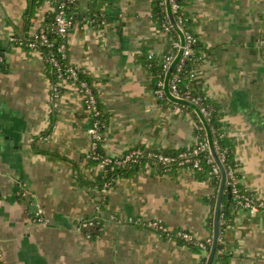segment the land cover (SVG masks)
Here are the masks:
<instances>
[{
    "label": "crops",
    "instance_id": "0c3cea01",
    "mask_svg": "<svg viewBox=\"0 0 264 264\" xmlns=\"http://www.w3.org/2000/svg\"><path fill=\"white\" fill-rule=\"evenodd\" d=\"M54 1L40 0L26 21L28 0H0L2 264H200L208 253L144 222L161 219L198 239L212 237L216 177L146 165L110 187L95 184L103 171L87 157L92 117L79 87L62 81L55 97L41 51L11 42L15 33L30 37L48 25ZM78 1L86 11L89 0ZM101 1L105 25L75 22L67 44L68 62L90 78L107 116L104 153L192 146L200 116L193 107L161 101L143 63L145 56L166 55L173 42L155 18V0ZM186 10L204 48L191 86L212 101L233 139L243 190L264 200V0H187ZM91 217L102 223L92 238L79 229ZM221 241L214 264H264V214L238 207Z\"/></svg>",
    "mask_w": 264,
    "mask_h": 264
},
{
    "label": "trees",
    "instance_id": "16d2710c",
    "mask_svg": "<svg viewBox=\"0 0 264 264\" xmlns=\"http://www.w3.org/2000/svg\"><path fill=\"white\" fill-rule=\"evenodd\" d=\"M56 6H58L60 3H65L66 4V10L73 20V23L75 22H82V23H89L94 26H103L105 25L108 15L107 11L103 8L104 4L101 0H89L87 4V10L83 11L81 8V5L78 0H76L74 3L71 2L70 0H55L54 1ZM174 3H177L179 5V8L177 11L173 12L176 21L179 23L180 27L184 31V33H188V31L193 32L191 29V18L186 10L187 7V0H173ZM40 4V0H28V7L27 11L25 13L26 21L31 19L37 10V7ZM154 12H155V18L157 22L161 25L163 29H166L168 26V34L172 36L173 40L175 41H180V37L178 33L172 28V26L169 24L168 20V15L166 11V5L165 1L162 0H155L154 3ZM183 17V21L180 22V18ZM54 18H55V13H54ZM51 19L50 23L46 25L45 28L48 31V35L51 40L55 41V44L53 46H47V45H38L37 49L41 51L43 54L47 66L49 68V72L51 77L53 78L54 85H58L60 87L59 83L61 80L58 78V70L57 67L54 65L52 59L55 58L59 61L61 67L65 71L69 67L73 66L68 62V44H67V49H66V57L64 58L62 54L58 50V45L61 43H64L68 41L67 37H62L60 36L55 30H54V21L55 19ZM194 33V32H193ZM195 34V33H194ZM17 39L18 42L14 43L17 46H21V42L24 43L23 45H27L29 41H32L33 35L30 37H25L20 33H15L14 35ZM195 43L193 45V50H194V55L193 57L187 58L184 63H182L179 66H176L175 69L173 70L172 76L173 75H178L179 76V81H178V86L181 91L182 96H186V91L188 89V85L190 83V79L187 77L189 72L197 65L199 62L204 48L203 45L199 39V37L195 34ZM29 48V47H27ZM179 52V47H176L175 45L171 44V47L169 49V52L167 54H177ZM143 63L152 69L154 73V79H153V86L154 90H157L160 88V82L165 80V69H164V63H165V57H160V56H155V55H148L143 58ZM0 67H2V64L0 62ZM81 80H86L91 87L94 89V92L97 96L98 99V108L101 111L100 115L98 116V119L100 121V131L103 133L106 130L107 126V116L104 112L101 100L97 94V91L95 90V87L93 86L90 78L86 76L81 70H79V81ZM196 94L199 95H205L201 91L195 92ZM161 101L167 102L168 99L164 95L163 98H160ZM205 106H208L210 108V114L206 115L208 122L210 124V127L213 131V137L215 140L216 148L217 151L227 169V171L230 170V168L235 169V175L237 178L236 185L237 187L241 190V192L246 193L243 190V186L240 182V177L237 172V162H236V157H235V146H234V141L231 137H229L225 130L223 123L220 119V116L217 112V109L215 105L210 101V99H205L203 103H199V106L202 108ZM200 123V122H199ZM199 129L197 132V135H201L204 140L207 141V136H206V130L203 127L202 123L199 124ZM195 144H193L190 147H182L179 149H174V150H158V149H149L146 147H136L139 148L143 151V156L139 157V159H130L126 161L125 163L122 164H116V163H111L106 165L102 169V175L99 177L95 184H98L100 186H105V187H110L111 185L114 184V182L120 178H127L133 176L140 167L146 166L149 163L154 164V168H156L158 171L161 173H172L177 169V165H172L169 167H166L162 163H153L155 160L154 157L150 155V153H155V152H164L168 154H178L183 151H188L189 149L192 150L194 148ZM98 152L101 153V155H106L104 153V150L101 147H99ZM128 153V152H126ZM125 155V154H124ZM208 152H200L197 157L200 159V168L194 169L197 172V175L199 177L209 174L212 171V163L208 162V157H209ZM124 157V156H123ZM92 163L98 164V160L91 159ZM215 180L217 185H220V176H215ZM237 198L233 194V185L231 183V178L228 177L227 185H226V191L223 197V206L221 210V215H220V241L217 247L216 251V256L214 259L213 264L215 263L216 259L219 258L220 256V250L223 248L224 244L221 241V238L224 234V231L227 227V225L231 224L233 222V217H234V210L237 209L239 206L237 205ZM216 205V199L213 201V211L215 209ZM211 225H213V218L211 219ZM102 230V225H98L96 227H90L86 229V233L88 236L96 237L101 233ZM176 231L178 229H172L170 234L173 236V238L181 243L187 244L194 248L197 252H206L208 253L210 248H211V243L206 245L205 248L201 247L197 242L195 241H188L185 240L181 237L176 236ZM159 232V231H158ZM164 237L168 238V233L167 232H160ZM207 259V255H204L201 263L200 264H205Z\"/></svg>",
    "mask_w": 264,
    "mask_h": 264
},
{
    "label": "built area",
    "instance_id": "2783aa9c",
    "mask_svg": "<svg viewBox=\"0 0 264 264\" xmlns=\"http://www.w3.org/2000/svg\"><path fill=\"white\" fill-rule=\"evenodd\" d=\"M71 2H75L76 0H70ZM165 1V0H162ZM172 8L173 12L177 11L179 8V5L177 3H174L172 0ZM55 23H54V30L62 37H67L68 31L70 27L74 24L73 20L69 16L67 10H66V4L65 3H60L58 6H56V11H55ZM183 21V17L180 18V22ZM170 24V23H169ZM179 24V23H178ZM166 31L168 30V26L165 29ZM185 34V44L182 45L181 41H175L173 40L172 44L175 45L176 47L183 48V56L181 57L179 63L177 66L181 65L184 63V61L189 58L193 57L194 55V50H193V45L196 41L195 39V34L191 31H188V33ZM11 42L17 43L18 39L12 35L10 37ZM21 47H29L31 49H37L38 45H47V46H53L55 44V41L51 40L48 31L45 28H39L38 31H36L33 34V39L32 41H29L27 45H23L24 43H20ZM66 49H67V43H61L58 45V50L62 54V56L65 58L66 57ZM177 54H166L163 57H165V63H164V69L165 73L168 71L170 65L176 58ZM54 65L57 67V70L59 72L58 78L62 81H71L74 82L80 89L81 95L83 97V102H84V107L85 110L88 112V114L92 117V125L89 129V134L91 136V149L90 152L88 153L87 157L89 159H95L98 160V166L101 167L102 169L111 163H116V164H122L125 163L126 161L130 159H139V157L143 156V151L139 148H132L128 150V153H123L122 155H101L100 152H98L99 147H101L104 136L103 133L100 131V121L98 119V116L100 115L101 111L98 108V99L97 96L94 92V89L91 87V85L86 81V80H81L79 83V68L76 66H71L65 71L61 67L59 61L55 58L52 59ZM196 67V66H195ZM195 67L189 72L187 77L190 79V82L192 79L195 77ZM178 81H179V76L173 75L170 80V88L172 93L175 96L178 97H183L186 98L190 101H193L199 105V103H203L205 99L208 97L206 95H199L196 94L195 89L191 86V83L188 85V89L186 91V96L181 95V91L178 86ZM160 88L157 90H154L156 96L158 98H163L165 95L164 93V81L160 82ZM53 95L55 97H59V87L58 85H53ZM203 113L205 115L210 114V108L208 106H205L201 108ZM200 152H208L209 153V144L208 140H204L201 135H197V140L195 142V146L192 150L188 151H183L178 154H168L164 152H155V153H150L152 157L155 158L153 163H162L166 167L172 166V165H177V168H191V169H196L200 168V159L197 157V155ZM125 154V155H124ZM210 154V153H209ZM124 156V157H123ZM208 162L212 163V171L210 172L211 175L213 176H220V170L216 163L213 160V157L211 154L208 157ZM147 166H152L154 167V164L149 163ZM228 172V177L231 178V183L233 185V194L237 198L238 202L237 205L241 208H247L248 210L256 213V212H262L264 214V200L261 201H255L250 195L241 192V190L237 187L236 182L237 178L235 175V169L230 168ZM22 196H28V191L27 190H22L20 192ZM37 221L40 223H44L45 219L42 216H39L37 218ZM129 222L133 223H140L143 222L141 218H134V217H129L128 218ZM148 227H151L159 232H167L168 233V238L169 239H174L173 236H171L170 232L172 229H170L161 219H156V220H148L144 222ZM100 219L98 217H91L87 219H83L79 225V229H88L90 227L98 226L101 225ZM176 236L181 237L185 240L188 241H195L197 242L201 247L205 248L206 245L209 243L212 244V237H209L205 240H201L196 238L191 232L184 230V229H178L176 231ZM2 257L0 253V264Z\"/></svg>",
    "mask_w": 264,
    "mask_h": 264
},
{
    "label": "water",
    "instance_id": "95a60500",
    "mask_svg": "<svg viewBox=\"0 0 264 264\" xmlns=\"http://www.w3.org/2000/svg\"><path fill=\"white\" fill-rule=\"evenodd\" d=\"M165 5H166V11L168 15V20L172 28L178 33L180 37L181 44H185V34L178 22L175 19L174 13H173V8H172V0H165ZM183 48H180L178 55L170 65L168 71L166 72L165 75V80H164V93L167 98H169L172 102L174 103H179V104H184L186 106L193 107L198 115L201 118V121L204 125V128L206 130L207 134V140L209 144V153L213 157L214 162L218 166L221 174V180H220V189H219V195L217 197V202L215 206V213H214V227H213V236H212V244L211 248L208 252L206 263L205 264H213L215 256H216V251L217 247L220 241V215H221V210L223 206V197L226 191V185L228 181V172L227 169L217 151L216 144L214 141L213 137V132L211 130V127L207 121L206 116L204 115L203 111L199 107V105L193 101H190L186 98L183 97H178L175 96L170 88V79L173 73V70L175 69L176 65L179 63L181 57L183 56Z\"/></svg>",
    "mask_w": 264,
    "mask_h": 264
}]
</instances>
